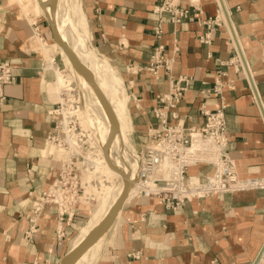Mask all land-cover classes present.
<instances>
[{"label":"crops","instance_id":"obj_1","mask_svg":"<svg viewBox=\"0 0 264 264\" xmlns=\"http://www.w3.org/2000/svg\"><path fill=\"white\" fill-rule=\"evenodd\" d=\"M25 1L29 16L22 0H0V60H7L14 74L13 81L0 84V264H58L83 238L91 209L79 208L68 222L58 219L52 204L33 215V199L60 164L47 154L48 135L60 100L57 72L71 70L38 1ZM175 1L189 8V17L173 21L166 11L156 13L162 0H76L71 17L77 25L84 19L90 50L108 62L110 77L124 87L121 121L132 126L129 144L148 142L149 126L159 121L157 94L186 75L184 94L167 111L168 122L199 126L202 108L221 106L227 152L238 176L264 180V0ZM214 16L223 21L208 28L203 20ZM206 34L208 40H201ZM159 44L174 62L169 74L155 76L145 66ZM236 51L246 69L233 62ZM218 75L232 82L214 92ZM81 113L91 130L87 112ZM212 171L200 163L187 173L203 179ZM129 198L100 243H93L97 251L87 254L85 264L95 256L94 264H254L260 252L257 264H264V187L192 199L174 211L155 196ZM29 228L35 230L28 238Z\"/></svg>","mask_w":264,"mask_h":264},{"label":"built area","instance_id":"obj_2","mask_svg":"<svg viewBox=\"0 0 264 264\" xmlns=\"http://www.w3.org/2000/svg\"><path fill=\"white\" fill-rule=\"evenodd\" d=\"M154 11L156 13L168 12L173 21L189 17V8L179 6L175 0H162V3L156 6ZM221 19L214 16L203 21L210 28L212 24H220L223 21ZM230 37L233 47L237 48L236 40L233 36L230 35ZM201 40L207 41L208 35L206 34ZM234 61L239 68L246 69L240 52L236 51ZM173 62L174 56L166 55L163 46L159 44L151 53L145 68L155 76L162 71L169 74ZM13 79L11 64L7 60H0V84L11 82ZM188 79L189 77L186 75H179L171 82L167 92L157 94L159 106L154 108V112L159 119L158 124L149 126L147 130L148 142L142 144L136 153V179L140 181L150 178L152 184L146 189H141L137 194L155 196L165 209L173 211L185 201L192 199L264 187L262 179L238 176L235 161L227 152L229 135L221 106L214 110L202 108L204 119L199 126H185L181 122L174 124L168 122L167 111L176 107L180 102ZM231 82L232 80H221L218 75L213 91L220 92L223 85H230ZM62 107V101L58 100L57 107L52 110L55 125L54 130L48 135V142L67 148L69 147L65 142L67 130L65 134L61 132L64 115ZM171 114L173 115L174 111H171ZM68 124L80 127L75 118L69 120ZM195 139H199L203 146L192 152L189 149ZM83 147L87 148L88 144L83 143ZM81 160L82 156L80 155H72L69 163L60 160L52 182L33 199V215L38 216L44 205L52 204L57 209L58 219L65 218V221L68 222L81 208L80 206H85L82 201L84 189L80 179L79 163ZM200 163L211 165L212 173L203 179L188 176V169ZM34 230L29 228L25 232L26 236L29 238ZM62 236L63 230L59 227L56 230V237L61 238ZM261 254L260 252L259 258ZM259 258L256 264L259 262Z\"/></svg>","mask_w":264,"mask_h":264},{"label":"bare ground","instance_id":"obj_3","mask_svg":"<svg viewBox=\"0 0 264 264\" xmlns=\"http://www.w3.org/2000/svg\"><path fill=\"white\" fill-rule=\"evenodd\" d=\"M37 1L44 14L46 11L50 16L61 38L71 47L86 68V72H82L74 66L63 48L55 42L57 44V50L62 54L71 70L70 74L58 71L56 79L57 89H61L59 91V97L63 103L62 112L64 115L62 120L63 129L61 132L65 134L67 130L65 142L69 147L66 148L62 145H56L53 142L49 143L67 153V157L61 159L66 163L70 162L72 155L82 156V160L79 163L81 169L80 179L84 189L82 197L85 203L88 204L86 208H90L92 205V208H90L92 219L87 228L83 229V238L77 242L76 247L86 237L92 236V238L80 256L72 264H85L88 254L87 250L90 245L100 240V236L114 224L119 216L121 209L104 232L96 233L97 228L102 224L103 220L124 192L127 180L132 183V186L124 202L130 199L129 197H133L136 193H139L141 189H146L152 184L150 178L140 181L136 179V154L124 152L130 144L124 131L120 127L119 120L116 118V115L115 121L112 119L106 103L102 100L92 84V80L97 83L105 99L112 107L114 114L115 111L122 115L124 114L118 103L112 106L108 100L109 94L113 98H117L120 95L124 96V87L120 80L110 77L108 62L99 58L90 50L84 19L81 17L80 23L77 25L76 21L71 17L72 9L77 8L76 0ZM19 4L28 16L32 14L30 6L25 0H22ZM37 43H41L45 51L49 54L48 46L42 43L41 40H37ZM49 62H53V58H49ZM65 88L69 89L66 90ZM69 92L71 94L70 100L76 102L72 106H70V100L68 99ZM81 110H83V113L87 112L91 123L90 133H85L80 126ZM73 118L76 119V123L80 127H74L68 124V121ZM83 143H87L88 147L84 148ZM200 146H203V143L199 139H195L189 150L194 152ZM61 153L53 151L51 148L47 151L49 157H55L56 159H59V154ZM84 173L93 176L94 180L85 184L83 180ZM193 180L196 179L193 178ZM93 189L97 192L95 195L91 192ZM93 201L94 203H92Z\"/></svg>","mask_w":264,"mask_h":264},{"label":"water","instance_id":"obj_4","mask_svg":"<svg viewBox=\"0 0 264 264\" xmlns=\"http://www.w3.org/2000/svg\"><path fill=\"white\" fill-rule=\"evenodd\" d=\"M45 15L48 20V24L51 28L54 41L63 48L64 52L68 55V57L70 58L74 66H76L82 72H86V68L84 64L81 62L78 56L74 53L71 47L61 38L53 21L51 20L50 16L47 14L46 11H45ZM92 84L94 85L95 90L98 92L102 100L106 103L108 110L110 112V115L112 119L115 121V114H114L112 107L107 102L100 88L98 87L97 83L94 80H92ZM131 186H132V183L129 180H127V185L125 187L124 192L122 193L118 202L113 206V208L111 209L107 217L103 220L102 224L97 228L96 233H102L110 226V224L116 217L118 211L122 208L123 203L126 199L127 193L129 189L131 188ZM91 238L92 236L86 237L75 249L70 251L58 264H72L80 256V254L83 252L86 246L89 244V242L91 241ZM257 260L255 261L254 264H256Z\"/></svg>","mask_w":264,"mask_h":264},{"label":"rangeland","instance_id":"obj_5","mask_svg":"<svg viewBox=\"0 0 264 264\" xmlns=\"http://www.w3.org/2000/svg\"><path fill=\"white\" fill-rule=\"evenodd\" d=\"M66 90H68L69 88H65ZM68 99L70 100L71 99V94H70V92H69V97H68ZM108 100H109V102H111V105L113 106V105H115V103H118L119 104V106H120V108L122 109V111H123V108H122V100H123V96L122 95H120V96H118L117 98H113V96H111L110 94H109V96H108ZM69 103H70V106H72V104H75L76 102L73 100H70L69 101ZM79 104V103H78ZM81 104V103H80ZM118 113V115L116 114V111H115V115H116V118L119 120V123H121V129L122 130H124L125 131V134H126V136H127V139L130 141V136H129V132L131 131V124L130 125H127L124 121H121V118L124 116V114L122 115L121 113H119V112H117ZM123 113V112H122ZM81 118L82 117H84V114H82L81 116H80ZM81 122H80V126H81V128L84 130V132L85 133H90V131L91 130H88L89 129V122L88 121H86L85 119H81L80 120ZM128 136H129V138H128ZM131 141L133 142V143H135V141H133L132 139H131ZM131 143V142H130ZM132 144V143H131ZM129 145L125 150H124V152H129V153H132V154H136L135 153V151H139L140 150V148H141V145H139V146H136V145ZM136 144V143H135ZM48 146H49V148H51V149H53V151H56V152H59V153H61V154H59L60 155V157H59V159H64V158H66L67 157V153H65L64 151H62V150H59L58 148H56V147H54L53 145H51V144H48ZM134 148H133V147ZM48 148V147H47ZM136 149V150H135ZM135 150V151H134ZM126 160V159H125ZM83 180H84V182H85V184L86 183H90L92 180H94V177L93 176H90L88 173H84V176H83ZM92 194L93 195H95L97 192H96V190L95 189H93L92 191ZM138 192V191H137ZM137 194V193H136ZM83 201V203H85V200H82ZM92 203H94V201L92 202ZM86 206L88 207V204H86L85 203V206H80V207H82L83 209H85L86 208ZM90 208H92V205H91V207ZM90 224V223H89ZM100 243V241H98V242H96V244H99ZM95 244V243H94ZM93 245V243L90 245V247H89V249L87 250V252H88V255H89V257H90V255L92 256V254L93 253H95L96 251H97V247H93L92 246ZM92 246V247H91ZM97 257L95 256V258L92 260V262L90 263V264H94L95 262H96V259Z\"/></svg>","mask_w":264,"mask_h":264}]
</instances>
